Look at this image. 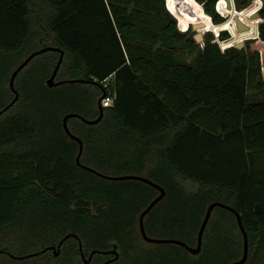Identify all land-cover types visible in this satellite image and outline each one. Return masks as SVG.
<instances>
[{"label":"trees","instance_id":"1","mask_svg":"<svg viewBox=\"0 0 264 264\" xmlns=\"http://www.w3.org/2000/svg\"><path fill=\"white\" fill-rule=\"evenodd\" d=\"M166 1L0 0V111L14 98L9 81L22 62L12 66V59L32 38L62 50L59 71L89 88L72 98L90 117L73 114L94 120L101 113L103 93L114 97L112 106L102 107L99 123L86 125L73 118L77 125L71 126L67 121L83 143L81 165L76 162L78 144L65 134L63 118L58 120L59 137L40 106L30 109L28 103V111H13L20 95L0 114V245L12 244L10 233L24 231L30 220L46 236L63 233L46 248L73 233L84 255L101 242L107 245L104 250L116 244L121 262L140 264V243L133 235L141 241L138 218L159 192L141 181L104 179L86 166L109 176H120L113 171L124 169L164 189V198L143 221L153 238L194 247L209 205H226L240 216L249 264H264V76L259 51L249 44L221 49L218 41L230 38L226 30L219 32L218 41L208 34L199 46L190 27L179 29ZM252 1L233 0L238 10ZM260 1L258 39L264 43ZM192 2L207 20L195 26L207 29L211 21H225L220 11L228 13L226 0ZM179 50L187 51L186 56L194 53L193 59L182 60ZM259 50L264 71V49ZM58 57L55 52L52 61L47 57L38 65L45 69L50 63L47 79ZM18 76L14 88L18 92L19 84L26 91L30 77ZM180 180L196 183L197 190L187 192ZM257 204L260 213L255 212ZM235 213L213 209L197 257L165 244L155 246L154 255L145 253L141 262L239 260L243 237ZM91 241L96 243L93 250L87 244ZM0 249V255L18 264L7 247ZM44 255L49 259L37 264H83L74 238L64 242L58 257ZM103 259L95 254L89 264Z\"/></svg>","mask_w":264,"mask_h":264},{"label":"rangeland","instance_id":"2","mask_svg":"<svg viewBox=\"0 0 264 264\" xmlns=\"http://www.w3.org/2000/svg\"><path fill=\"white\" fill-rule=\"evenodd\" d=\"M167 8H170L172 10V15L177 20L178 27L181 31L185 32L190 27V33H194V38L198 42L199 46L203 45L204 39L208 36V34H212L213 38L217 40L218 34L220 31L226 30L229 33L230 38L227 41H218L221 49L230 47V46H236L241 43V47H243L246 44H249L254 48V50L259 51V55L261 58V69L264 76V71L262 67V53L259 49H264V43H262L258 39V24L260 23L259 17H254L257 15L258 10L261 7V1L260 0H253L252 3L241 10L236 9L233 0H230V2L226 1L228 6V13H224L223 11H220L222 13H219L225 17V21L222 24L214 25L211 21L212 27H209L206 29L205 24L201 26H198V29L195 27L196 22L206 23L207 20L200 10L198 6H196L192 0H167L166 3ZM169 5V7H168ZM229 5H232V8H229ZM218 10V8H217ZM238 18L240 20L241 25L244 27V30H241L235 21V19ZM206 21V22H205ZM188 23H191L190 25H186ZM200 23V24H201ZM223 24L225 25V28L223 27ZM195 27V28H194ZM198 36V37H197ZM231 40V41H230ZM226 42V43H225ZM49 47H53V44L51 42H47V45ZM181 46V45H179ZM42 44L38 40H34V38L27 40L24 47L20 50V52L14 56L12 59L14 62L12 63V66H15L19 62H23V60L29 56L31 53L36 52L42 48ZM187 51L179 50L178 56H181L182 60L184 61H191L194 57V53L189 54L186 56ZM49 58L50 61H52L55 57V52H45L38 56H36L29 64L20 72V76H27L29 79V87L26 91H22L19 84H17V90L20 95V100L17 102V104L14 106L13 111H28V103L30 105V109L32 107H41L44 110L45 119H48L50 121V125L48 127L50 130L59 137L62 136L60 129L58 127V120L62 119L67 114H73L78 113L82 115L85 118H89L90 114L84 112L80 107L76 100H73L72 98L74 96L75 92H80L82 90L89 89L86 85H82L80 83H73V84H63L59 85L53 88H48L45 85V81L49 75V68L50 63L47 67L44 68H37L38 65L43 61L44 58ZM70 76L68 74L64 73L63 71H59L56 76L57 81L62 80H69ZM19 81V78L17 79V83ZM43 81V82H42ZM27 100V102H25ZM32 106V107H31ZM71 126L77 125V123L73 120V118L69 119L68 122ZM116 174L122 175H132L127 174L129 171H126L124 169H121L120 171H113ZM148 179V178H147ZM181 186L187 191V192H194L197 190L198 185L196 183H192L188 180H180ZM114 186V185H111ZM24 231L18 232L15 230V232L12 234L10 233L11 237L13 235V242L12 244L6 246V245H0V248H8L12 253H14L15 256H24L33 254L36 252H39L41 249H43L48 242H50L53 238H59L63 235L62 232L55 233L54 236H46L43 234L40 230L38 231V228L34 223L30 220H27L25 222ZM41 224V223H40ZM20 235V236H19ZM19 236V238H18ZM134 239L137 243H140L138 239H136V236L133 235ZM136 243V244H137ZM92 250L93 247L96 245L94 241L87 243ZM106 243L101 242V244L96 245V249L98 251H103L106 247ZM3 249H0L2 251ZM4 251V250H3ZM49 258L47 255L42 254L40 258L31 257L25 260H19L18 264H37L39 261L45 262ZM0 264H11V260L9 258H6L3 255H0ZM113 264H122L121 261H118Z\"/></svg>","mask_w":264,"mask_h":264},{"label":"water","instance_id":"3","mask_svg":"<svg viewBox=\"0 0 264 264\" xmlns=\"http://www.w3.org/2000/svg\"><path fill=\"white\" fill-rule=\"evenodd\" d=\"M226 1L230 2V0H226ZM229 8H232V5H229ZM254 17L255 18L258 17V14L255 15ZM235 21L236 22L238 21L237 24H238L239 28L241 30H244V27L241 25L240 20L238 18H236ZM196 26H195L196 29H198V26L202 27L201 24H198ZM241 46L242 45L240 43V44L236 45L235 47L241 48ZM49 51L59 53V57H58L57 63L55 65L50 77L46 81V85H47L48 88H53V87H56V86H59V85H63V84H73V83H81V82H83L80 79H69V80L57 81L56 80V76H57V73L59 72L60 66L62 64L64 52L62 50H60L59 48H57V47L44 46L40 50H38L36 52H33L29 56H27L24 59V61L21 64H19L16 67V69L13 71V73H12V75L10 77L9 87H10V90L12 91V93L14 94V98L6 107L3 108L2 111H0V114H2L3 112H6L10 107H12L13 104L19 98V94L16 91V89L14 88V82H15V79H16L17 75L36 56H38V55H40L42 53H45V52H49ZM92 83H95V82H92ZM104 96H105V94L103 93V95L101 96V98L98 101V107H99L101 113H100L99 117H97L96 119H94V120L85 119V118H83L82 116H80L78 114H67L62 119V128H63L65 134L71 140L75 141L78 144V153L76 155V162L78 163V165H81L80 164V158H81V155H82V152H83V143H82V140L78 136H76V135H74V134H72L70 132V130L68 128V125H67V121L69 119H71V118H77V119H79L80 121H82L86 125H95V124L99 123L101 118H102V107L100 105V102H101V100H102V98ZM83 167L86 170L98 175L99 177L107 179V180H111V181H123V180L141 181V182L146 183L147 185L153 187L154 189H156L159 192V195L156 196L148 204V206L141 212V214L139 216V230H140L141 236L146 242H149V243H155V244H158V243H173V244H177V245H180V246L184 247L185 249H187L192 254H197L199 252V250H200V247H201L203 232H204L205 227H206V225H207V223H208V221L210 219V216H211V213H212L213 209L216 208V207H220V208H224V209H227V210L235 213L232 209H230L229 207H227L226 205H224L222 203H216L215 202V203H212L211 205H209V207L207 208L206 214L204 216L203 222L201 224V227L199 229L198 244H197L196 248H190V247H188L187 245L183 244L182 242H180L178 240H173V239H165V240L152 239V238H149L146 235V233H145L144 226H143V220H144L145 216L153 209V207L159 201H161L164 198V196H165L164 189L161 186H159L158 184H156V183L152 182L151 180L145 178L144 176H140V175L109 176V175H104V174H102L100 172H97V171L93 170L92 168H89V167H86V166H83ZM255 212L256 213H260L261 212V205L260 204H257L255 206ZM235 215H236V218H237V224H238L239 230H240V232H241V234L243 236V255H242V258L240 260L235 261V262H233L231 264H244L246 259H247V256H248V240H247V235H246V232H245V230L243 228V225H242V222H241L239 214L235 213ZM69 238H75L78 241L80 257H81V260L83 261V263H85V264H88L95 254H100V255L113 254L114 255L113 259L108 260V261L104 262L103 264H110V263L114 262L119 257V253H118L116 247L114 246L113 249L109 250V251H106V250H103V251L93 250L89 254L88 258H85L84 254H83L82 244L80 242V239H79V237L77 235H75L73 233H68L67 235L63 236L60 239V241L58 242V244H57V246L55 248L54 247H48V248H45V249H43V250H41L39 252H36V253H33V254H29V255H25V256H21V257H16V256H13V255H11L9 253H8V255L10 257L16 258L18 260H25V259L37 256L39 254H42V253L46 252V250H48V249H53V250L55 249L56 250L55 256H58L61 245ZM1 252L2 251H0V253Z\"/></svg>","mask_w":264,"mask_h":264},{"label":"flooded vegetation","instance_id":"4","mask_svg":"<svg viewBox=\"0 0 264 264\" xmlns=\"http://www.w3.org/2000/svg\"><path fill=\"white\" fill-rule=\"evenodd\" d=\"M224 209V208H223ZM227 210V209H226ZM146 217V216H145ZM144 221V220H143ZM143 226H144V223H143ZM137 228H138V233H139V235H140V239H141V241H140V264H143V262H141V259H142V257L145 255V253H146V255H154V254H156L158 251L154 248L155 246H159V245H165V244H172V245H176V246H179V247H181V248H183L184 250H186L187 251V253L191 256V257H197L199 254H200V252H201V247H200V250H199V252L197 253V254H192V253H190L187 249H185L184 247H182V246H180V245H177V244H173V243H158V244H155V243H149V242H146L143 238H142V236H141V233H140V230H139V218H138V226H137ZM239 228V227H238ZM144 230H145V228H144ZM240 231V230H239ZM145 233H146V231H145ZM147 235V234H146ZM148 236V235H147ZM149 238H152V239H159V238H153V237H150V236H148ZM243 237V236H242ZM75 239V238H74ZM76 240V239H75ZM159 240H165V239H159ZM174 240V239H173ZM60 241V239L55 243V244H51V245H47V248L48 247H56L57 246V244H58V242ZM77 241V240H76ZM181 242V241H180ZM183 243V242H182ZM64 244V243H63ZM62 244V245H63ZM183 244H185V243H183ZM197 244H198V239H197V242H196V245L194 246V247H190V246H188V247H190V248H196L197 247ZM62 245H61V247H62ZM186 245V244H185ZM116 247V249H117V251H118V253H119V257L114 261V262H112V263H110V264H113V263H116V262H118V261H120V255H121V250H120V248L116 245V244H112L111 246H109V248H107L106 249V251H109V250H112L113 249V247ZM61 247H60V251H59V254H58V256L60 255V253H61ZM46 248V247H45ZM55 253H56V250L54 249H48V250H46V252H44V253H42V254H48V256H53V257H58V256H55ZM242 255H243V253H242ZM85 256V258H88V256L89 255H84ZM104 256V259L102 260V262L100 263V264H103L104 262H106V261H108V260H111V259H113L114 258V255L113 254H108V255H103ZM242 258V257H241ZM240 258V259H241ZM239 259V260H240ZM238 261V260H237ZM90 262H91V260H90ZM89 262V263H90ZM88 263V264H89ZM122 264H124L123 262H121ZM83 264H85V263H83ZM244 264H249V253H248V256H247V259H246V261H245V263Z\"/></svg>","mask_w":264,"mask_h":264},{"label":"built area","instance_id":"5","mask_svg":"<svg viewBox=\"0 0 264 264\" xmlns=\"http://www.w3.org/2000/svg\"><path fill=\"white\" fill-rule=\"evenodd\" d=\"M217 41H218V39H217ZM222 49H223V47H222ZM113 100H114V97L113 96H111L110 94H105V96L102 98V100L100 102V105L103 108H108V107L112 106Z\"/></svg>","mask_w":264,"mask_h":264}]
</instances>
